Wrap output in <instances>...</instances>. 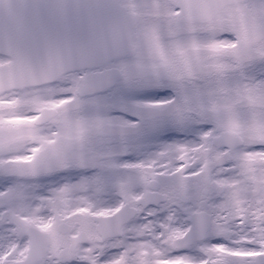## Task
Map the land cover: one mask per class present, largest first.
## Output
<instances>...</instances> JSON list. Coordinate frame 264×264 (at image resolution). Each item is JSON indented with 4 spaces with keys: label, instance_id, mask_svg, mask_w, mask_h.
<instances>
[{
    "label": "snow or ice",
    "instance_id": "snow-or-ice-1",
    "mask_svg": "<svg viewBox=\"0 0 264 264\" xmlns=\"http://www.w3.org/2000/svg\"><path fill=\"white\" fill-rule=\"evenodd\" d=\"M0 264H264V0H0Z\"/></svg>",
    "mask_w": 264,
    "mask_h": 264
}]
</instances>
